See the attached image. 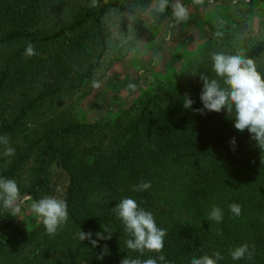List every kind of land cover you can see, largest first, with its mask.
<instances>
[{
  "label": "trees",
  "instance_id": "1",
  "mask_svg": "<svg viewBox=\"0 0 264 264\" xmlns=\"http://www.w3.org/2000/svg\"><path fill=\"white\" fill-rule=\"evenodd\" d=\"M119 1L89 7L92 0H0V135L15 149L7 157L0 145V179L15 180L20 194L36 202L50 192L54 163L67 180L62 200L69 217L48 235L42 224L16 226L0 206V264H120L161 254L126 247L113 211L123 198L136 200L167 230L168 264L216 251L223 256L217 264H264V148L247 130H235L226 110L201 115L183 108L185 94L192 109L203 107L201 76L226 87L212 71V55L231 54L209 41L177 82L156 85L134 112L76 120L72 96L108 50L103 17ZM27 43L38 55L24 56ZM242 55L264 76V39ZM142 182L151 187L132 190ZM232 203L241 206L240 216L230 213ZM212 207L223 211L220 223L207 219ZM101 226L113 230L110 240L93 247L78 239L80 230L97 239ZM245 243L253 258L232 260L230 250ZM105 244L110 254L98 259Z\"/></svg>",
  "mask_w": 264,
  "mask_h": 264
},
{
  "label": "rangeland",
  "instance_id": "2",
  "mask_svg": "<svg viewBox=\"0 0 264 264\" xmlns=\"http://www.w3.org/2000/svg\"><path fill=\"white\" fill-rule=\"evenodd\" d=\"M156 3L120 0L103 17L108 50L94 74L72 96L77 121L92 122L110 111V117L123 110L134 112L156 85L177 82L209 41L237 55L264 39V0H168L159 14L152 10ZM176 3L187 8L186 20L174 17ZM93 82L100 87L93 88ZM48 178L50 192L45 196L62 199L67 180L54 163ZM33 202L30 196L20 194L16 226L31 230L41 224L30 210Z\"/></svg>",
  "mask_w": 264,
  "mask_h": 264
},
{
  "label": "clouds",
  "instance_id": "3",
  "mask_svg": "<svg viewBox=\"0 0 264 264\" xmlns=\"http://www.w3.org/2000/svg\"><path fill=\"white\" fill-rule=\"evenodd\" d=\"M200 0H194L199 3ZM168 5V0H157L153 7L155 13H163ZM97 0H92L89 7H97ZM173 15L179 20L187 19V8L176 3L173 6ZM24 56L31 58L38 55L35 46L27 43L24 48ZM212 71L216 77L223 80L226 87H221L217 79H211L207 76H201L202 89L199 99L203 105L202 108L192 109L194 101L185 94L183 101L184 109H191L193 113L204 115L206 112L220 113L226 110L234 118V129L238 132L247 130L250 139L254 140L261 148H264V76L257 71L254 60L245 58L242 54L225 55L216 53L212 55ZM93 88H99L98 82H93ZM134 89V85H128ZM231 150H235L236 140L233 137L229 141ZM0 145L4 146L3 155L11 157L15 154V149L9 146V137L0 135ZM151 187L150 182H142L133 187V191L141 192ZM19 186L13 179H0V206L9 211L11 215L20 214ZM229 211L234 216H240L242 208L239 204L232 203ZM31 212L43 225L46 234L55 235L59 228H62L68 221V205L65 200L53 196H45L30 207ZM113 211L124 226L126 247L143 255L145 252L161 253L155 257L141 260L139 258H123L120 264H158V261L168 264L166 257L162 254L164 247V238L167 230L159 228L151 212L140 208L136 200L132 198H123L115 205ZM223 211L219 207H212L207 219L220 223L223 219ZM101 228L102 232H97V239H92L91 232L79 231L77 236L80 241L89 240L93 247L98 246V240H110L113 230L107 226ZM104 233H107L105 235ZM219 234V232L217 233ZM109 249L105 244L98 259H103L109 255ZM254 252L249 250L248 245L242 244L230 250L232 260H241L253 258ZM220 252H213L211 256L203 255L193 257L190 264H217L222 260Z\"/></svg>",
  "mask_w": 264,
  "mask_h": 264
}]
</instances>
